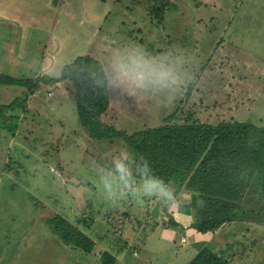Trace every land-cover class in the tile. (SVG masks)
<instances>
[{
    "label": "rangeland",
    "instance_id": "rangeland-1",
    "mask_svg": "<svg viewBox=\"0 0 264 264\" xmlns=\"http://www.w3.org/2000/svg\"><path fill=\"white\" fill-rule=\"evenodd\" d=\"M138 54L171 77L137 85ZM84 55L107 77L102 121L128 135L187 121L264 126V0H0V75L57 78ZM32 90L0 85V105L28 96L15 134L0 129V264H99L97 250L63 244L56 216L116 264H188L202 249L264 264V198L239 208L248 220L195 231L202 244L186 231L166 243L171 205L191 202L185 183L134 179L138 160L121 140L79 125L70 83Z\"/></svg>",
    "mask_w": 264,
    "mask_h": 264
},
{
    "label": "trees",
    "instance_id": "trees-1",
    "mask_svg": "<svg viewBox=\"0 0 264 264\" xmlns=\"http://www.w3.org/2000/svg\"><path fill=\"white\" fill-rule=\"evenodd\" d=\"M159 11L153 10L155 16ZM61 82L71 84L78 123L89 138L121 140L137 158L134 179L160 186L170 184L174 178L177 184L185 183L192 193L188 208L197 233L213 234L229 222L248 220L239 208L247 206L253 196L264 198V126L239 120L218 124L187 121L128 135L102 121L109 107L107 77L102 64L89 55L65 65L57 78L32 80L0 75L1 86L30 92L40 84L55 86ZM27 101L25 96L0 105V129L15 134L19 113L26 111ZM49 224L63 244L74 251L89 256L97 250L99 264H116L114 256L98 250L88 236L71 229L63 218L56 216ZM188 264L230 263L202 249Z\"/></svg>",
    "mask_w": 264,
    "mask_h": 264
},
{
    "label": "crops",
    "instance_id": "crops-1",
    "mask_svg": "<svg viewBox=\"0 0 264 264\" xmlns=\"http://www.w3.org/2000/svg\"><path fill=\"white\" fill-rule=\"evenodd\" d=\"M169 215H170L169 216V222L166 226L167 229H165L164 231H160V229H159V232H158V235L160 233L163 236L162 240L164 242L169 243V242L173 241L174 239L178 238L176 231H179V233H181L182 231H186L184 233H187L189 236H192L191 238L193 239V244H195V243L200 244L202 242V240L198 241V239L193 236L194 234L196 235V233H195V230L192 228V224H193L192 214L190 213V209L188 208L187 205L181 204L179 206V205H177V203L173 207L171 205V209L169 210ZM226 225H224V226H226ZM223 227H221V228L223 229ZM152 229H155V228H152ZM152 229H151V231H153ZM214 233L213 234L208 233V234L214 235ZM181 239H184V237H179L180 243H181ZM185 240H186V238H185ZM186 242H187V240H186Z\"/></svg>",
    "mask_w": 264,
    "mask_h": 264
},
{
    "label": "clouds",
    "instance_id": "clouds-1",
    "mask_svg": "<svg viewBox=\"0 0 264 264\" xmlns=\"http://www.w3.org/2000/svg\"><path fill=\"white\" fill-rule=\"evenodd\" d=\"M143 58L141 55H137V62L135 63V70L138 75L135 77V82L139 86H143V81L145 79L151 80L153 83H160L161 81L171 77L170 72H157L156 69L152 68L147 63L142 62ZM121 60L119 57L115 60V65L119 67ZM155 78V79H153ZM172 82L175 83L176 80L172 77Z\"/></svg>",
    "mask_w": 264,
    "mask_h": 264
}]
</instances>
